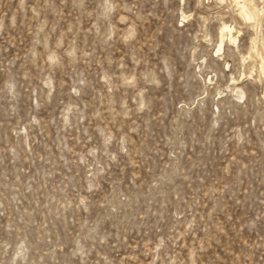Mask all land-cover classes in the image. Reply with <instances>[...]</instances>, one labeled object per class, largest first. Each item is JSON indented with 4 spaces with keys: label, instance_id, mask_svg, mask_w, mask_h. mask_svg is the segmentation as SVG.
Returning a JSON list of instances; mask_svg holds the SVG:
<instances>
[{
    "label": "rangeland",
    "instance_id": "374dc122",
    "mask_svg": "<svg viewBox=\"0 0 264 264\" xmlns=\"http://www.w3.org/2000/svg\"><path fill=\"white\" fill-rule=\"evenodd\" d=\"M0 264H264V0H0Z\"/></svg>",
    "mask_w": 264,
    "mask_h": 264
},
{
    "label": "bare ground",
    "instance_id": "6f19581e",
    "mask_svg": "<svg viewBox=\"0 0 264 264\" xmlns=\"http://www.w3.org/2000/svg\"><path fill=\"white\" fill-rule=\"evenodd\" d=\"M244 8V7H243ZM242 8V9H243ZM243 12V11H242ZM246 12V11H245ZM244 13V12H243ZM246 15V14H245ZM249 16V15H248ZM223 30H226L227 31V34H228V37L230 38V31H229V29L227 28V27H224V29Z\"/></svg>",
    "mask_w": 264,
    "mask_h": 264
}]
</instances>
